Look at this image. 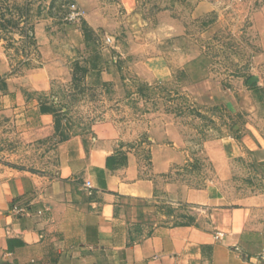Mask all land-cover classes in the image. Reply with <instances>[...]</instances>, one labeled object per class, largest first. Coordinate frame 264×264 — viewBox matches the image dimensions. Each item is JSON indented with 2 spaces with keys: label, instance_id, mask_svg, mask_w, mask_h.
I'll return each instance as SVG.
<instances>
[{
  "label": "rangeland",
  "instance_id": "rangeland-1",
  "mask_svg": "<svg viewBox=\"0 0 264 264\" xmlns=\"http://www.w3.org/2000/svg\"><path fill=\"white\" fill-rule=\"evenodd\" d=\"M6 1L25 0H0V6ZM29 2L30 24H39L29 65L20 63L23 52L16 55L7 41L0 42L13 75L46 65L52 75L59 74L37 96L59 110L60 129L40 137L29 133L26 123L0 121V166L55 174L61 133L97 139L121 154L136 151L148 164V128L175 122L191 143L192 159L162 176L205 187L216 180L201 149L205 140L248 137L264 145V0ZM72 4L82 11L75 21L68 18ZM15 37L21 50L22 40ZM194 60L193 73H187ZM253 76L258 80L251 82ZM135 80L155 88L141 92ZM242 89L249 91L250 112L226 105V92ZM232 164L234 175L225 185L233 200L264 190V164L252 152Z\"/></svg>",
  "mask_w": 264,
  "mask_h": 264
},
{
  "label": "crops",
  "instance_id": "crops-1",
  "mask_svg": "<svg viewBox=\"0 0 264 264\" xmlns=\"http://www.w3.org/2000/svg\"><path fill=\"white\" fill-rule=\"evenodd\" d=\"M58 75L47 65L13 75L0 42V121L54 136V113L42 111L37 93ZM225 95L231 110L252 111L248 90ZM147 135L148 164L136 151L73 134L55 145V174L0 166V264H264V190L233 200L225 185L233 158L252 152L264 164V145L205 140L216 180L190 187L162 176L192 159L182 125L153 123Z\"/></svg>",
  "mask_w": 264,
  "mask_h": 264
},
{
  "label": "trees",
  "instance_id": "trees-1",
  "mask_svg": "<svg viewBox=\"0 0 264 264\" xmlns=\"http://www.w3.org/2000/svg\"><path fill=\"white\" fill-rule=\"evenodd\" d=\"M10 15V18H7ZM30 2L25 0L23 3L16 2L10 4L8 1L4 2L0 6V39L8 42V48L14 47L16 49L15 54L18 55L21 52L24 53V57L20 63L29 65L30 60L28 59L29 50L32 46L37 44V38L35 34V26L30 24ZM18 34L22 40L23 46L20 50V47H16V37ZM74 84L79 81L77 72H74L73 75ZM137 86L141 92H146V90H152L154 86L144 87L138 80H135ZM78 85V84H76ZM42 103V111H51L55 116V135L59 133L60 125V112L59 110L49 107ZM60 141H64L70 137V134L61 133Z\"/></svg>",
  "mask_w": 264,
  "mask_h": 264
},
{
  "label": "built area",
  "instance_id": "built-area-1",
  "mask_svg": "<svg viewBox=\"0 0 264 264\" xmlns=\"http://www.w3.org/2000/svg\"><path fill=\"white\" fill-rule=\"evenodd\" d=\"M82 15V11L76 6V4H72L70 12L68 13V18L72 21L77 20ZM90 185V183L88 182Z\"/></svg>",
  "mask_w": 264,
  "mask_h": 264
},
{
  "label": "water",
  "instance_id": "water-1",
  "mask_svg": "<svg viewBox=\"0 0 264 264\" xmlns=\"http://www.w3.org/2000/svg\"><path fill=\"white\" fill-rule=\"evenodd\" d=\"M258 80V76H253L252 78H251V82H255V81H257Z\"/></svg>",
  "mask_w": 264,
  "mask_h": 264
}]
</instances>
